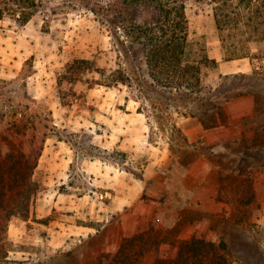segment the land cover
Listing matches in <instances>:
<instances>
[{
  "label": "rangeland",
  "instance_id": "1",
  "mask_svg": "<svg viewBox=\"0 0 264 264\" xmlns=\"http://www.w3.org/2000/svg\"><path fill=\"white\" fill-rule=\"evenodd\" d=\"M48 1L58 4L56 14L44 7L22 26L10 16L0 20L1 32L10 36L7 55L16 52L23 61L16 70L8 57H0V158L30 137L8 132L11 123L23 120L39 133L49 124L38 164L50 147L72 161L63 177L37 164L32 178L39 186L29 196L28 217L14 215L2 227L0 210V264H47L54 258L60 260L51 264H91L100 252L115 253L123 238L128 242L139 232L138 247L127 251H144L142 264L156 256L173 257L177 243L193 235L225 241L229 264H264V67L251 79H225L218 62L208 60L220 52L229 60L264 56V0H188L186 56L201 62L202 86L191 95L155 86L141 51L118 56L117 35L91 10L105 0ZM78 57L93 60L106 76L86 72L73 87L62 82L66 63ZM119 63L127 82L97 83L108 82ZM249 87L259 95L249 93L254 113L241 121L252 135L243 132L220 144L206 141L201 132L187 133L195 122L213 127L225 121L232 113L228 104H221L217 118L209 101L218 96L219 103L231 89ZM62 90L70 104L62 103ZM124 136L127 154L116 144ZM218 168L223 170L219 176ZM118 172L136 184L135 191L144 187L155 193L152 201L146 193L134 201L124 234L104 210L108 196L98 193L111 189V176ZM62 192L93 196L84 215L98 213L99 220L78 217L75 222L92 224L94 233L63 239L62 222L69 221L63 218L73 217L74 210L62 209ZM13 200L12 195L5 199L9 206Z\"/></svg>",
  "mask_w": 264,
  "mask_h": 264
},
{
  "label": "trees",
  "instance_id": "2",
  "mask_svg": "<svg viewBox=\"0 0 264 264\" xmlns=\"http://www.w3.org/2000/svg\"><path fill=\"white\" fill-rule=\"evenodd\" d=\"M188 0H105L99 2L98 8L92 7L102 25L106 26L113 34L117 35L118 56H133L136 51H141L145 57L148 74L155 86L175 90L180 94H197L202 90L201 86V62L187 58L188 44V18L186 5ZM47 8L51 14H56L58 4L54 7L48 0H0V20L6 16L14 18L19 25H25L40 9ZM121 32V33H120ZM122 37V39H121ZM216 63L215 59H208ZM113 70L108 77L110 84L127 82L125 68L122 63ZM86 72H97L106 76L104 68L88 58H74L67 62L60 76V80L66 81L73 87ZM254 68L251 73L225 74L222 77L251 79L257 74ZM264 82V78L260 77ZM60 80L58 81L60 83ZM228 95L223 96L218 103V96L210 100V111L221 113V104L230 99L253 94L256 98L259 93L250 87L244 91L231 89ZM62 90V103L70 104L71 100ZM209 99V98H208ZM18 113L14 112L16 116ZM51 110L47 109V116ZM47 121H49L48 117ZM46 130H39L36 125L27 121L13 122L8 132L16 135H28L30 137L19 145V148H7L0 158V210L2 213V227H4L14 215L22 218L28 217V199L35 193L39 184L32 178L38 164V159L48 137L49 124H44ZM31 130V131H30ZM40 134V135H38ZM6 140L8 137H4ZM11 146L12 143H7ZM14 197L13 205L9 206L5 199ZM142 239L141 233H137L126 242L123 238L118 250L113 253L100 252V258L91 264H142L144 251L132 249L127 251V246H137ZM129 243V244H128ZM227 248L223 240L213 241L193 235L177 243V250L173 257L164 258L156 256L149 264H229L225 253ZM67 254V253H66ZM60 260L54 258L53 261ZM47 263L51 264L53 263ZM74 264H83L75 262Z\"/></svg>",
  "mask_w": 264,
  "mask_h": 264
},
{
  "label": "crops",
  "instance_id": "3",
  "mask_svg": "<svg viewBox=\"0 0 264 264\" xmlns=\"http://www.w3.org/2000/svg\"><path fill=\"white\" fill-rule=\"evenodd\" d=\"M9 37L10 36L5 35V33L1 32L0 30V57H8L7 60H4H6L11 67L18 70L22 68L23 61H20L19 58L13 55L16 54V52L11 55L12 57L7 55L9 53L8 49L10 47L8 44L10 41ZM214 58L218 62V72L221 75L238 72L251 73L254 68H259L260 66L264 67V56L259 58L260 60L253 58L251 59L247 56L237 57L229 60L224 59L222 57V53L220 52L219 56H215ZM1 60H3V58ZM242 103L246 104L243 106L241 105ZM226 104H228L229 108H231L232 113L231 116H229V113L227 112L228 116L225 118V121H220L219 119V124L213 127H205L202 123L195 122L194 124H191V126L187 127V133H192V135H194L196 132H201V135L206 137V141H217L220 144L233 140L236 136H239L243 132H245V135H252L253 133H251L250 129L245 126V124L241 121V118L254 113V98L250 94L241 95L227 101ZM224 109H226V107H224ZM216 116L218 118L220 114L216 112ZM126 140L127 137L124 136L123 139L118 141L116 144L118 149L127 154L129 153V148ZM71 161L72 158L67 156V154L60 155L57 150L50 147L47 152H43L38 164V168L44 169L50 174H54V172L62 173L63 177L67 174V170L71 164ZM222 171L223 170L218 168V176L220 175V172L222 173ZM111 177L115 180L114 183L110 184L111 187L109 188L111 189L98 193H100V196H108V205L104 210L108 212V217L113 218V222L110 221V223H112L113 226H119V228L123 230L122 233L124 234L125 230L128 229L129 224H131H128L127 216L131 214V207L135 204L134 201L140 199L144 193L148 194V196L151 197L150 201H152L155 193L150 189L144 191V187H141V189L138 188L135 191L133 188L136 187V184L133 183L132 185L130 178L122 172L115 173ZM160 188L162 189L163 185H160ZM186 188L187 190H192L194 185L188 186ZM93 192L97 193L96 190H93ZM179 196L181 197V193H179ZM93 203L94 200L92 195H75L62 192V209L66 210L73 208L72 210H74L73 217L63 218L64 220H69L68 222H62V237L64 240L68 237H84L96 231L95 226L92 224H78L75 222V219L78 217H84L86 220H99V218H97L98 213H89L88 211V213L84 215L83 208H92ZM120 214H122L121 220L119 219Z\"/></svg>",
  "mask_w": 264,
  "mask_h": 264
}]
</instances>
